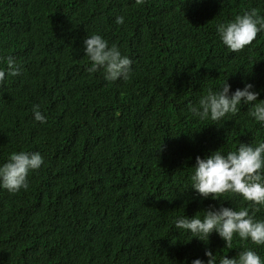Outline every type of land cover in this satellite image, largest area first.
I'll list each match as a JSON object with an SVG mask.
<instances>
[{"label": "trees", "instance_id": "obj_1", "mask_svg": "<svg viewBox=\"0 0 264 264\" xmlns=\"http://www.w3.org/2000/svg\"><path fill=\"white\" fill-rule=\"evenodd\" d=\"M252 9L264 16V0H0V58L21 71L0 86V166L20 151L44 160L27 190L0 188V264H207L209 250L219 264L246 249L264 259L250 240L226 248L215 232L203 242L175 227L210 207L251 210L239 195L201 198L190 177L197 156L264 141V124L243 102L218 122L188 105L225 81L264 100V31L240 52L217 32ZM92 34L133 61L128 80L88 72Z\"/></svg>", "mask_w": 264, "mask_h": 264}, {"label": "clouds", "instance_id": "obj_2", "mask_svg": "<svg viewBox=\"0 0 264 264\" xmlns=\"http://www.w3.org/2000/svg\"><path fill=\"white\" fill-rule=\"evenodd\" d=\"M144 2L145 0H136L137 5ZM116 23L123 25L124 17H117ZM262 31L264 16L257 9L245 11L242 15H236L234 20L217 26L222 43L232 52H240L251 45ZM83 44L85 55L91 63L87 69L89 73L103 69L105 80L109 82L130 78L133 61L122 55L116 44L109 46L108 41L99 34L87 36ZM0 59L7 64L6 69H0L2 86L6 74L15 77L21 71L14 57ZM253 87L252 84H246L243 89L238 88L230 94L231 86L225 81L218 91L209 88L197 105L189 104L188 111L201 121L210 119L218 122L228 114H237L243 102L251 105L249 116L264 124V100L258 101L259 93L253 91ZM33 114L36 121L46 123V117L39 110V105L33 106ZM131 119L132 117L129 120ZM43 163L39 152L11 153L7 162L0 166V188L13 194L22 189L27 190L29 174L39 170ZM192 169L191 189L201 198L220 200L225 194L239 195L251 205V210L228 207L215 210L210 207L192 218L185 215L178 218L175 227L190 232L193 238L203 242L208 241L215 232L225 242L226 248L232 247L236 236L242 241L250 240L256 246H264V219H256L255 216L264 207V141L256 145L239 143L237 150L227 154L219 149L207 158L197 156ZM205 256L208 258L207 264H217L216 256L210 250L205 252ZM192 264H204V261L195 259ZM219 264H264V259L254 250L246 249L231 259L227 256L221 257Z\"/></svg>", "mask_w": 264, "mask_h": 264}]
</instances>
